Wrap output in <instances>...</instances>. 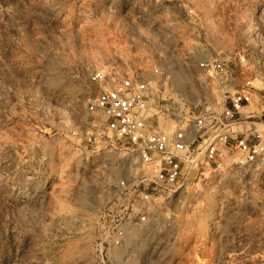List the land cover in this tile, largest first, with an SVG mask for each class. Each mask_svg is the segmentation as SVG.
<instances>
[{"label": "rangeland", "instance_id": "1", "mask_svg": "<svg viewBox=\"0 0 264 264\" xmlns=\"http://www.w3.org/2000/svg\"><path fill=\"white\" fill-rule=\"evenodd\" d=\"M211 58L264 95V0H0V264H264V168L197 179L139 225L120 184L144 171L87 110L116 69L164 100L165 130L220 115Z\"/></svg>", "mask_w": 264, "mask_h": 264}, {"label": "built area", "instance_id": "2", "mask_svg": "<svg viewBox=\"0 0 264 264\" xmlns=\"http://www.w3.org/2000/svg\"><path fill=\"white\" fill-rule=\"evenodd\" d=\"M199 67L215 73L222 89V112L217 116L194 112V124L178 123L173 131L161 126L164 100L150 83L116 69L96 71L89 79L98 95L89 101L88 112L102 115L106 137L130 150L144 171L138 185L120 184L129 193L128 209H135L139 225L150 221L149 207L158 199L175 196L197 179L217 171L242 176L264 168V95L249 84L238 87L233 73L218 58L203 60ZM253 107L258 113L251 111ZM255 119L260 122L251 121ZM195 144L201 150L200 162L193 156ZM124 236L118 228L115 247L122 245Z\"/></svg>", "mask_w": 264, "mask_h": 264}]
</instances>
